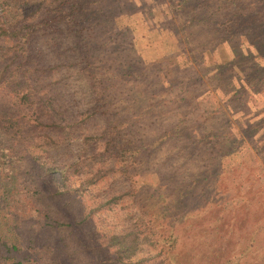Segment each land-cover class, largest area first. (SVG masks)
<instances>
[{
    "label": "trees",
    "instance_id": "trees-1",
    "mask_svg": "<svg viewBox=\"0 0 264 264\" xmlns=\"http://www.w3.org/2000/svg\"><path fill=\"white\" fill-rule=\"evenodd\" d=\"M136 1L0 0V199L4 210L9 213L3 212L7 217L0 219V264H124L127 261L129 264L132 258L135 262L146 259L147 264L173 261L170 250L176 236L172 230L162 235L168 248L160 245L153 255L149 254V248L155 247L158 241L157 228L162 225L154 221L152 210L150 217L146 210L140 209L143 213L129 216L119 229L102 230L97 228L92 216L102 201L89 207L69 206V202H76L86 189L91 188V184L102 178V173L113 171L117 162L123 174L131 166L138 167L134 171L135 176L144 168L147 156L161 143L157 135H147L149 121L139 123L141 117L145 118L154 109V94L138 100L139 105L132 110L136 112L135 121L121 114L111 119L113 123L104 133L101 127V133L92 134L78 130L81 122H95L102 106L100 96L94 100L100 103L91 104L88 100L90 105L83 107L86 100L76 107L70 91L66 89V77L78 80L82 76L89 81L91 88L100 86L101 95L107 92L108 98L114 96L113 81L102 89V64L104 70L115 75L119 82L125 83L130 79L128 87L137 89L138 78L151 63H146L137 52L133 56L126 53L122 63L116 55L105 56L109 49L106 41L110 40V49H115L119 44L117 37L125 35L130 28L117 23L125 12L136 8L144 19L151 15L149 4L152 2ZM177 2L180 4L183 0ZM176 12V17L183 15L180 26L186 28L189 35L199 38L200 48L204 46L205 52L212 54L214 51L215 55L225 50L229 54L224 58H213L212 63H205L206 66L198 72L209 71L210 77L220 84L226 95L224 106L235 114L240 111V116H243L245 125L243 127L236 120L240 124L236 130L242 128L264 156V102L256 109H250L247 104L254 94L264 91V0H205L199 13L184 16L183 8ZM161 13L164 15L162 19L166 20V12ZM96 29L107 30L106 39L102 42L96 38L89 39L98 32ZM63 30L62 36H68L74 42L75 48L70 46V49L80 54L77 67L71 61L42 58L49 48V52L57 48V43L53 46L47 39ZM208 33L213 34L211 39H200ZM40 38L44 40L40 42ZM101 48L100 57L97 53ZM182 62L186 66L189 64ZM71 67L75 68L69 69ZM109 74L106 75L110 77ZM183 102L190 101L184 96ZM193 105L195 107L196 104L185 107V111L193 109ZM182 122L181 132L188 138L181 145L190 148L189 145L193 144L205 151L217 147L224 155L237 151L233 143L226 146L228 140L221 141L214 134L207 144L205 135L201 134L200 138L197 133L200 124L189 131L192 124L185 116ZM72 139L80 143V153L69 163L60 161L59 150L63 149L64 141L67 144ZM94 139L103 144L100 154L106 155L109 161L103 164L101 155L98 168L88 172L84 166L90 160L88 163L84 160V152ZM94 155L92 153V157ZM53 170L60 173L59 185L51 180ZM207 177H202L207 189L201 187L195 193L201 198L209 190L208 185L213 184ZM134 180L137 188L151 185L141 176ZM195 181V178H189L185 188L193 187ZM159 188H164V185ZM181 189L179 186L172 192ZM122 194L124 192L110 194L105 199L112 202ZM8 219L12 223H8ZM141 225L144 227L140 229ZM15 233L21 235L23 244ZM152 235H155L154 239ZM138 255L142 257L137 258Z\"/></svg>",
    "mask_w": 264,
    "mask_h": 264
},
{
    "label": "rangeland",
    "instance_id": "rangeland-1",
    "mask_svg": "<svg viewBox=\"0 0 264 264\" xmlns=\"http://www.w3.org/2000/svg\"><path fill=\"white\" fill-rule=\"evenodd\" d=\"M138 1L136 3H139ZM148 1L152 2L149 4L152 10L148 18L144 19V15L136 11V8H130L129 12H125L117 21L118 24L130 27L127 28V33L117 37L119 44L115 49H110L112 43L110 40L106 41L111 53L108 49L105 56L116 55L122 63L124 57H127L126 53L133 56L137 52L146 63H151L138 78L137 89L128 87L131 85L130 79L125 80V83L119 82L115 75H110L109 71L104 70L103 64L100 66L102 89L106 83L113 81L114 96L108 98L107 92H102L101 95L100 86L91 88L92 85L82 76L78 80L68 76L65 80L66 89L70 91L76 107L86 100L83 107H88L90 102L91 104L97 102L94 100L99 96L102 102L100 114L95 118V122H81L82 126L78 132L89 131L98 134L101 133L102 127L104 133L107 127L112 125L111 119L121 114L129 116L130 121H135L136 112L133 113L132 110L135 109V105H139L138 100L154 94L156 105H152L155 110L151 109L149 115L141 117L139 123L149 121V128L146 127L147 135L150 137L157 135L161 143L147 156L144 168L135 176L133 174L138 167L131 166L123 174L120 172L121 165H117L119 164L117 162L113 166L115 168L113 171L102 173V178L91 184V188L86 189L76 202H69V206L89 207L102 201V205L92 212L97 228L102 230L119 229L127 222L129 216L134 217L143 213L140 209L146 210L150 217L152 210V214L155 215L154 221L162 225L157 228L158 241L155 247L149 248V254L153 255L160 245L168 248L163 241V234L172 230L176 236V242L170 250L175 263L172 261L166 264H264V156L243 133L242 128L236 130L240 124L244 127L243 116H240V111L235 114L224 106L226 95L220 84L215 78L210 77L209 71L202 74L198 72L201 67L206 66L205 63H212L213 58H224L229 54L225 50L215 55L214 51L212 54L205 52L204 46L200 48L199 38L189 35L186 28L179 24L183 15L176 17L178 13L176 11L183 8L184 16L188 13H199L205 0H183L180 4L177 1L181 0ZM209 1L211 0H206ZM161 12H166L165 15L168 16L166 20L162 19L164 15ZM209 27L212 30L213 24ZM96 30L98 32L92 34L90 40L96 38L102 42L104 38L106 39L107 30ZM63 33L64 30L47 39L51 40L48 44L55 46L53 43H57V48L50 52L49 48L42 58L51 61L53 58L55 61H71L72 65L77 67L79 65L76 62L80 61V54L70 49V46L75 48L72 45L74 42L72 38L62 36ZM212 35L208 33L200 39H211ZM188 37L194 39L190 40ZM42 40L44 39L40 38V42ZM97 54L102 56V48ZM93 56L95 58V54ZM158 59L162 61L155 63L154 61ZM182 61L189 64L186 66ZM60 71L61 68L57 73L60 74ZM193 95L196 98H193ZM184 96L188 98L189 103L183 102ZM134 97L136 99L133 100ZM263 102L264 91L254 94L247 100L250 109L260 107ZM191 103L196 104L195 107L193 105V109L186 112L185 107L189 108ZM183 116L192 124L189 131L194 129V125L200 124L197 132L200 138L201 134L205 135L204 141L206 140L207 144L210 143L212 134L221 141L228 140L225 145L233 143L237 149L235 154L224 155L217 147L205 151L193 144H188L190 148L181 145L188 138L181 132ZM236 120L240 121V124ZM64 144L63 149L59 150L60 161L69 163L80 153L81 145L76 139ZM92 146L94 148H91ZM102 146L99 140L94 139L90 148L85 149L84 160L87 163L90 160V163L84 166L86 171L91 172L98 168V159L101 155L103 164L109 161L105 158L106 155L100 154V151L103 152ZM92 153L95 154L93 157ZM89 168L91 170H88ZM180 173L184 176L182 177ZM178 174L179 177L176 176ZM202 175H208L209 182L213 184L208 185L209 190L201 198L195 193L201 187L207 189L202 179L205 176ZM140 176L151 185L137 188L134 179ZM192 177L196 179L193 187L185 188L184 185H188V179ZM60 178L59 171L53 170L51 180L59 185ZM73 185H76V182H73ZM160 185L162 187L164 185V188H159ZM179 186L182 187L181 191L172 192V189ZM117 192L124 194L112 202L105 199ZM1 201L0 199V219L7 217L6 214L9 215ZM8 223L12 222L8 219ZM143 227L139 226L140 229ZM15 234L18 241L23 244L21 235ZM152 238L154 239L155 235H152ZM142 255H138L137 258ZM134 259L132 258L129 264L148 263L146 259L137 262ZM124 264H128V261Z\"/></svg>",
    "mask_w": 264,
    "mask_h": 264
}]
</instances>
